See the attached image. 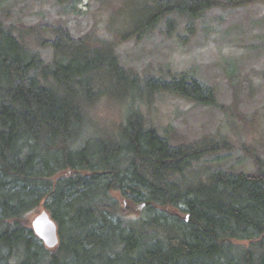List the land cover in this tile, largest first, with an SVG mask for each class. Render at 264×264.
<instances>
[{"label":"trees","instance_id":"trees-1","mask_svg":"<svg viewBox=\"0 0 264 264\" xmlns=\"http://www.w3.org/2000/svg\"><path fill=\"white\" fill-rule=\"evenodd\" d=\"M259 1L121 0L110 14L121 40L140 39L183 21L193 34L206 13ZM45 31L0 18V264H264V160L253 155V172L212 166L228 143L175 142L138 109L157 92L217 106L213 90L149 78L136 100L115 41ZM106 103L126 107L122 123L96 119ZM40 208L58 226L53 250L31 226Z\"/></svg>","mask_w":264,"mask_h":264},{"label":"rangeland","instance_id":"rangeland-1","mask_svg":"<svg viewBox=\"0 0 264 264\" xmlns=\"http://www.w3.org/2000/svg\"><path fill=\"white\" fill-rule=\"evenodd\" d=\"M120 3L0 0V18L16 27L41 29L44 38L49 36L45 29L50 25L64 24L75 38L96 32L115 41L121 65L139 78L132 96L136 100L146 97L143 81L149 78L170 80L186 75L199 80L213 90L217 106L157 92L150 105L142 99L138 109L160 133H168L175 142L213 138L228 143L230 150L212 154L204 162L236 171H255L253 155L264 160V0L234 10L214 9L197 20L193 34L187 32L183 21L171 34L163 32L165 25L161 24L151 35L127 40L115 34L121 27L117 24L120 18L110 14ZM42 53L49 62L51 46ZM126 112V107L106 103L98 109L96 119L110 127L122 123ZM43 210L33 214L30 222Z\"/></svg>","mask_w":264,"mask_h":264},{"label":"water","instance_id":"water-1","mask_svg":"<svg viewBox=\"0 0 264 264\" xmlns=\"http://www.w3.org/2000/svg\"><path fill=\"white\" fill-rule=\"evenodd\" d=\"M31 226L47 249L53 250L59 246L58 226L46 210H43L32 220Z\"/></svg>","mask_w":264,"mask_h":264}]
</instances>
